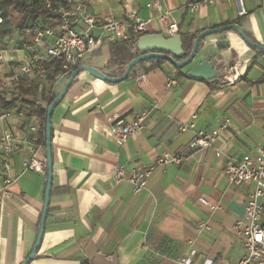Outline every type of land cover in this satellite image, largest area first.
Returning a JSON list of instances; mask_svg holds the SVG:
<instances>
[{
    "label": "crops",
    "instance_id": "1",
    "mask_svg": "<svg viewBox=\"0 0 264 264\" xmlns=\"http://www.w3.org/2000/svg\"><path fill=\"white\" fill-rule=\"evenodd\" d=\"M151 1L78 0L99 22L124 20L132 13L140 20L153 19L148 34L167 37L155 12L147 8ZM161 1L178 22L179 34L197 38L205 31L237 25L264 48V0H242L245 16L239 15L241 6L225 0L201 5L194 13L188 6L204 0ZM12 15L19 18L15 10ZM75 27L81 30L83 25ZM0 38V82L9 98L18 80L28 78L20 66L30 62L40 67L46 54L32 30L25 34L14 30ZM121 43L104 42L80 66L92 67L109 79L123 77V65L116 61L125 60L123 47H117ZM257 49L231 29L203 38L195 60L180 76L168 62L160 66L147 62L122 82L81 72L53 111V186L44 236L29 264H180L193 249L198 264L205 260L239 264L245 250L234 228L243 218L254 184L229 185L224 168L228 160L254 155L264 147V53ZM204 61L211 62L214 79L188 77ZM235 65L242 78L229 85L222 80L223 70ZM140 71L147 74L146 83L138 82ZM174 75L179 85L167 89V78ZM69 78L55 82L54 91L61 93ZM143 112L149 113L147 132L119 145L109 118L132 122ZM225 118L230 124L220 131ZM192 123L194 130H182ZM32 126L39 137L37 118L12 111L9 119H0V136L6 128L26 136ZM195 130L216 132V142L210 148L191 149ZM37 145L38 158L47 162L46 147L39 141ZM165 153L185 160L158 168L140 195L128 181L116 179L117 167L125 168L128 177ZM30 157L26 149L14 158L13 173L20 177L11 188L13 197L0 200V264H22L38 238L48 175L22 173L23 162ZM202 198L218 209L203 205ZM200 221L210 230L199 234Z\"/></svg>",
    "mask_w": 264,
    "mask_h": 264
},
{
    "label": "built area",
    "instance_id": "2",
    "mask_svg": "<svg viewBox=\"0 0 264 264\" xmlns=\"http://www.w3.org/2000/svg\"><path fill=\"white\" fill-rule=\"evenodd\" d=\"M37 2L38 5L47 9H52L47 0H29ZM105 2L107 0H98ZM217 0H204L198 4L188 6L191 13L198 10L201 5L214 4ZM234 2L241 6L240 16L247 15L244 10L242 0H225ZM68 8L58 7L52 9L57 13L62 21L59 28L48 27L38 28L34 35L36 44L43 45L45 48L46 62L49 68L42 66L36 67L34 64L25 63L20 66L21 73L28 78H38L40 81H47L48 76L53 74L54 81L59 82L68 78L77 70L85 57L95 48L106 43H116L123 41L137 42L140 37L148 34V28L153 19L140 20L132 13L127 15L124 20H107L99 22L90 14L85 6L78 0H68ZM147 8L155 12L156 19L161 25L167 37H172L180 33L178 22L171 11L165 10L161 0H152L147 4ZM2 23V19H0ZM83 25L81 30L75 24ZM3 60V46L0 42V61ZM238 65L225 67L222 80L234 85L239 82L242 75L237 71ZM139 83H146L147 74L140 71L137 75ZM179 85L176 76L167 78L166 88L171 89ZM12 116V111H2L1 120H7ZM148 112L139 114L136 119L129 122L118 116H111L109 122L114 139L119 145L126 144L129 139L141 133L147 132ZM196 118V117H194ZM230 124V120L225 118L220 127V131L225 130ZM195 129V124L182 126V130ZM38 128L32 126L29 134L20 136L11 129L6 128L0 136L1 158L0 175V200H9L13 197L12 186L20 177V174L13 173L14 158L23 150H29L31 157L23 162L22 173L33 172L37 174L46 173V162L38 158ZM217 140L216 132L205 130H195L191 149L198 150L210 148ZM185 158L181 155H171L168 153L158 157L151 165L146 168L132 171L130 176H126L123 167H117L115 176L118 181L126 180L133 188L135 195L143 193L149 184L152 174L160 167L170 165H181ZM224 175L229 185L239 186L242 184H254V190L245 204L242 220L236 223L234 231L241 239L245 250L244 257L239 264H264V147L257 150L254 155H246L241 159H230L224 168ZM201 203L211 210L218 207L211 205L205 198ZM210 226L205 221H200L197 225V232L202 234L209 231ZM198 252L193 249L190 255L179 261L180 264H198ZM202 264H215L212 260H205Z\"/></svg>",
    "mask_w": 264,
    "mask_h": 264
},
{
    "label": "trees",
    "instance_id": "3",
    "mask_svg": "<svg viewBox=\"0 0 264 264\" xmlns=\"http://www.w3.org/2000/svg\"><path fill=\"white\" fill-rule=\"evenodd\" d=\"M50 2L52 9H57L58 7L68 8V0H47ZM14 8V10L22 15L23 23L26 25L27 21H30L28 27H23L22 33H26V29H30L34 32L38 28H53L57 29L61 26L62 21L57 13L53 12L52 9L44 8L40 6L35 1L29 0H0V11L6 9ZM3 17L2 23H0V36L6 35L11 32L6 27L8 18H6V13L2 14ZM39 21V22H38ZM183 42L184 57L180 60H186L190 57L193 51V43L196 37H193L191 34H180ZM203 39L200 41V43ZM0 42L1 38H0ZM224 45L219 44V47L223 49ZM117 47H123L124 50V61L116 60L117 63L123 65L122 75L125 74L129 64L142 55L137 50V42L131 43V41H123ZM259 53H264V51L257 49ZM122 59V58H121ZM147 62L153 63L155 66H160L166 61L161 59H151L139 63L130 73L133 74L138 67L143 66ZM44 68H49V64L44 61L41 65ZM80 65L77 67V69ZM184 68H176L177 74L180 76ZM189 77V76H188ZM55 81L53 74L48 76L47 81H40L38 78H20L17 82V87L12 95L8 98L5 91L2 89L0 82V109L1 111H14L17 113H22L27 117H34L40 121L41 128L39 133V142L46 147V122L48 109L51 104L57 99L60 93L54 91ZM46 175H48V164L46 162Z\"/></svg>",
    "mask_w": 264,
    "mask_h": 264
},
{
    "label": "water",
    "instance_id": "4",
    "mask_svg": "<svg viewBox=\"0 0 264 264\" xmlns=\"http://www.w3.org/2000/svg\"><path fill=\"white\" fill-rule=\"evenodd\" d=\"M234 29L238 32V34L247 42V44L253 48H258L264 51V48L255 44L251 40L248 39L245 32L237 25H229L222 28H218L215 30L205 31L201 33L193 43V51L189 58L186 60L180 61L184 57V50H183V42L181 39L180 34L174 35L172 37H166L163 34H147L140 37L137 41V50L142 54L136 59H134L129 66L123 77L118 79H109L104 76L102 73L98 72L92 67L88 66H80L77 70H75L64 88V90L59 94L57 99L51 104L48 109L47 114V122H46V150H47V164H48V182H47V189H46V196H45V206L44 212L41 219V225L38 233V238L35 244V247L30 254V256L22 263V264H29L36 256L43 236L45 232V224H46V217L48 213L49 203H50V196L51 190L53 186V164H52V116L53 111L59 105L61 100L66 95L69 88L72 86L75 78L81 72H88L92 76L103 79L109 82H122L127 79L131 73V71L141 62L151 60V59H161L170 64H172L175 68H185L193 63L196 58L200 41L205 38L206 36L224 32L227 30ZM211 62L204 61L201 64L195 66L188 74V76L195 80L200 81H212L214 79V75L211 72ZM0 216H1V202H0Z\"/></svg>",
    "mask_w": 264,
    "mask_h": 264
},
{
    "label": "rangeland",
    "instance_id": "5",
    "mask_svg": "<svg viewBox=\"0 0 264 264\" xmlns=\"http://www.w3.org/2000/svg\"><path fill=\"white\" fill-rule=\"evenodd\" d=\"M13 11H14V8H10L8 10L6 9V11L5 10L0 11V18L3 17L2 14H4V13H6V18H8L6 27L9 30H11V32H13L14 30H16L18 33L23 31V27L24 26H27L26 28H30V27H28L30 21H27L26 22V25H25L23 23V19L20 17V14H18L19 15V18L14 17L12 15ZM27 31H31V30L30 29H26V32Z\"/></svg>",
    "mask_w": 264,
    "mask_h": 264
}]
</instances>
